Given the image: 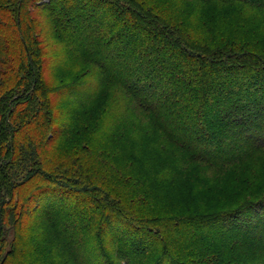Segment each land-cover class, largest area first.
Instances as JSON below:
<instances>
[{
    "label": "trees",
    "instance_id": "16d2710c",
    "mask_svg": "<svg viewBox=\"0 0 264 264\" xmlns=\"http://www.w3.org/2000/svg\"><path fill=\"white\" fill-rule=\"evenodd\" d=\"M11 25L28 80L3 121L24 100L41 135L61 132L78 88V194L97 205L24 214L36 189L16 209L0 201V264H264V181L245 171L244 199L218 210L201 193L264 154V0H0V43ZM13 131L0 137L9 190L43 179L36 160L12 180ZM178 182L182 210H142Z\"/></svg>",
    "mask_w": 264,
    "mask_h": 264
},
{
    "label": "rangeland",
    "instance_id": "374dc122",
    "mask_svg": "<svg viewBox=\"0 0 264 264\" xmlns=\"http://www.w3.org/2000/svg\"><path fill=\"white\" fill-rule=\"evenodd\" d=\"M4 18L8 19L10 23L13 21L12 15L9 18L6 14ZM11 26L4 30V39L0 43V137L2 139L3 131L14 129L12 132L13 153L19 154L22 162L16 167L12 180L15 181L17 177L27 175L33 168L35 169L34 161L36 160L43 164H41L43 179L26 183L19 189L12 186L10 190L7 189V186H3L0 179V201L8 202L11 208L15 207L16 209L17 204L20 206L23 203L19 194L36 189V194L31 195L23 203V206L26 207L24 214H46L48 210L50 214L87 213L86 207L91 205L92 208L97 204L92 201L91 193L78 194V186L85 185V181L78 179V88L74 90L77 99L70 100L71 104L62 110L61 120L65 127L61 132L55 134L49 132L41 135L40 120L30 121L28 119L29 112L38 110L35 107L37 105L24 100L15 101L9 121H3V114L8 110L9 96L13 91L20 90L26 79L28 80L26 68L23 67L24 47L19 40L17 30ZM73 114L75 117H72ZM86 118H92L91 113L83 117V119ZM49 141H51L49 144L44 143ZM6 144L5 141L4 145L6 146ZM9 146H11L10 143ZM259 155L261 156L248 155L236 164L221 168L214 174L209 183L205 184L206 187L201 188L204 199L209 202L207 208L218 210L243 198L246 184L240 175L245 171L252 170L254 172L256 175L254 184L264 181V154ZM83 174L88 176L87 173L83 172ZM93 180H98L97 176ZM186 185V183H175L167 188V198L150 196L143 200L140 207L144 211H152L155 207L161 212L171 208L182 210V205L187 201ZM144 211L142 212L144 213Z\"/></svg>",
    "mask_w": 264,
    "mask_h": 264
}]
</instances>
